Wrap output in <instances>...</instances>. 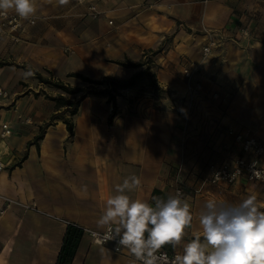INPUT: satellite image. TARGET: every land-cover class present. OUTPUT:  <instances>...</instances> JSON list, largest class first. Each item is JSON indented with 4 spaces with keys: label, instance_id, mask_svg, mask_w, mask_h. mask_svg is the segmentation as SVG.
<instances>
[{
    "label": "crops",
    "instance_id": "crops-1",
    "mask_svg": "<svg viewBox=\"0 0 264 264\" xmlns=\"http://www.w3.org/2000/svg\"><path fill=\"white\" fill-rule=\"evenodd\" d=\"M49 1L52 13H36L21 42L0 37V88L7 91L0 96V122L8 123L10 131L0 136V264H55L68 230L63 221L103 230L97 220L106 199L132 175L141 179V187L127 194L153 205L154 197L173 193L176 175L185 181L183 197L191 205L193 224L181 245L166 246L182 252L183 243L200 231L202 204L221 198L210 185L194 183L198 172L204 174L208 162L242 154L226 129L264 142V0H90L100 11L96 17L88 14L87 3ZM242 26L249 28V36L235 38ZM208 32L220 41L215 66L200 58ZM166 34L167 54L148 63L145 51ZM82 37L87 41L82 43ZM125 60L144 64L116 63ZM189 60L201 61L205 92L218 88L228 96L226 103L210 101L208 95L188 100L181 61ZM148 65L162 97L146 79L121 89L108 124L112 103L105 95L89 94L70 117L71 133L62 120L51 119L66 106L57 107L50 97L78 94H67L35 74L84 87L68 73L125 80ZM25 72L32 74L25 77ZM174 94L181 97L176 106L169 102ZM25 117L30 121L21 123ZM252 183L258 184L254 192ZM246 189L264 209V184L241 179L231 191ZM3 198L14 202L5 207ZM16 202L33 203L36 209ZM71 264H134V257L96 245L81 233Z\"/></svg>",
    "mask_w": 264,
    "mask_h": 264
},
{
    "label": "clouds",
    "instance_id": "clouds-1",
    "mask_svg": "<svg viewBox=\"0 0 264 264\" xmlns=\"http://www.w3.org/2000/svg\"><path fill=\"white\" fill-rule=\"evenodd\" d=\"M9 11L28 19L37 12L36 0H0V16ZM31 74L24 73L25 77ZM141 183L136 175L125 178L116 186V194L106 199L97 220L104 231L92 233L98 243L116 240L118 249H127L134 257V264H264V211L255 194L238 203L206 200L198 214L200 231L170 259L162 249L181 245L193 224L191 205L179 191L154 197V205L131 198L127 193Z\"/></svg>",
    "mask_w": 264,
    "mask_h": 264
},
{
    "label": "built area",
    "instance_id": "built-area-1",
    "mask_svg": "<svg viewBox=\"0 0 264 264\" xmlns=\"http://www.w3.org/2000/svg\"><path fill=\"white\" fill-rule=\"evenodd\" d=\"M78 3H87V12L89 15L96 17L100 14V11L90 0H76ZM35 23V17L32 16L28 19L19 17L15 12L9 11L6 16H0V37H6L12 43H19L23 40V36L26 34L27 27ZM108 24H112V20H108ZM249 36V28L242 26L236 33L235 38H242ZM220 41L217 36L212 32L207 33V39L204 44L201 45L200 55L201 59H205L212 53L213 48L219 45ZM201 61H181V74L187 84L188 100L193 101L195 99H205L206 96L211 101H218L220 104H224L227 101V95L221 94L218 88H213L208 93L205 92L203 82L201 81L200 72ZM0 96L6 97L7 91L0 88ZM21 115H18L19 120ZM29 117H25L20 122H29ZM9 124L6 122H0V136L5 137L9 134ZM218 132V131H217ZM225 134L233 139L235 145L240 148L242 154L234 155L231 159L221 162H209L205 168L203 177L201 179L200 186L204 184H225L233 185L239 180L244 179L248 182H258L264 184V165L260 163V157L264 154V142L257 139L253 135H245L242 131L233 128H227ZM224 147V145H223ZM2 163L0 162V166ZM253 173H256L254 175ZM186 186L185 181L179 176L173 179V193L179 191L183 194V187ZM192 188V187H191ZM5 200V207L13 203L11 199L3 198ZM20 206L27 209H36L34 204L19 203ZM4 209L0 210L2 213ZM66 225H72L78 228L82 234L87 235L91 242L96 245H109L114 251L122 252L127 249L117 247V241L112 240L104 244L98 243L97 239L92 236L93 232L103 233V230H95L86 226H81L70 221H63ZM163 252H167L170 259L174 258L175 254L179 251H168L165 247ZM129 253V252H128Z\"/></svg>",
    "mask_w": 264,
    "mask_h": 264
},
{
    "label": "trees",
    "instance_id": "trees-1",
    "mask_svg": "<svg viewBox=\"0 0 264 264\" xmlns=\"http://www.w3.org/2000/svg\"><path fill=\"white\" fill-rule=\"evenodd\" d=\"M116 63L122 66L133 67V68L140 67L144 64L142 61L133 62L129 60L116 61ZM149 70H150L149 67L146 66L145 68L134 72L128 79H125V80H119L114 77H104L102 79H92L78 72L68 73V76L77 77L82 82H84L85 83L84 87H71L69 85L63 84L60 81H51L49 79H45L41 77V75H39L38 73H35V74H36V77L40 81H43L49 85L59 88L67 94H78V97L74 99L66 98L63 95L50 97L52 100L55 101L57 107L66 106L64 107L63 110L52 114L51 119L62 120V122L66 125L68 132L71 133L73 122L71 121L70 117H72L73 115L77 113L78 105L81 100H83L89 94L107 96V102L112 103L111 111L107 117V123L111 124L112 119L116 114L115 99H116V96L120 94L121 89L134 86L135 84L145 79L146 77L149 78L148 85L152 87L153 89L156 87V84L154 83V79H153L154 75L148 74ZM41 137H42V132H40L36 136V139L38 140ZM67 227H68V230L66 232L63 244L58 253L55 264H71L72 257L75 251V246L81 234V231L78 228L72 225H67Z\"/></svg>",
    "mask_w": 264,
    "mask_h": 264
},
{
    "label": "rangeland",
    "instance_id": "rangeland-1",
    "mask_svg": "<svg viewBox=\"0 0 264 264\" xmlns=\"http://www.w3.org/2000/svg\"><path fill=\"white\" fill-rule=\"evenodd\" d=\"M50 4H51V2L49 0H36V5H37V12L36 13H38L39 15H40L41 11L43 12V14L45 13V11L48 12V13H52L53 10L51 9V7H50L51 5ZM51 19L52 20H56L58 18H51ZM79 23H81V21L77 23V26L79 25ZM60 24H62V21H60ZM82 26H84V25H82ZM80 41H82V43H84L85 41H87V38L82 37ZM169 43H170V34H166L163 38H161V40H159V43H155V46L153 48L145 51V59H146V61L148 63L149 62L151 63V61H153L154 59L160 60V57L165 56V54H167V50H168L167 46H169ZM216 56L217 55L214 54V48H213L212 53L209 56H207L205 59H203V60L201 59V60L205 61V63L206 62H209V63L212 62L214 64V66H215V62L213 61V58L216 57ZM148 67L150 69L149 65H148ZM148 74H153V73L149 70ZM153 75H155V74H153ZM145 79H146V81L148 83L149 78L146 77ZM53 81H55V80H53ZM154 83L156 84V87L153 89L155 95L159 96V97H162V94H163L162 92L163 91H161V88L156 83L155 79H154ZM180 100H181V97L179 96V94L178 95L174 94L172 97L170 96V101L169 102L171 103V105L176 106V105H178L180 103ZM202 177H203V174H200L198 172V174H197V176L195 178L196 180L194 181V183H196V182L201 183ZM185 179L187 180L188 178L186 177ZM207 185H210V187L214 189L213 190L214 192H218V193L220 192L221 198L220 199L217 198L218 200H224V201H227L229 203H238L241 200H243L244 198H246L247 195L253 194L248 189L241 190L239 193H237V191L232 192L231 188H232L233 185H225V184H204L202 186V188L203 187L204 188L209 187ZM250 186H251V188L253 189V192H254V190L257 188L258 184L257 183L256 184L252 183V184H250ZM200 192L201 191H197V192H193V193H194V195H197V194H200ZM259 208H260L261 211L264 210V209H262V206H259Z\"/></svg>",
    "mask_w": 264,
    "mask_h": 264
}]
</instances>
